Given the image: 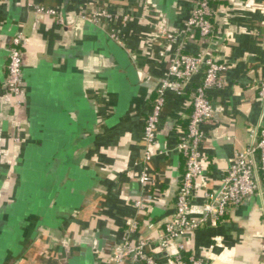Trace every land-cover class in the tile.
I'll return each instance as SVG.
<instances>
[{
    "label": "crops",
    "instance_id": "obj_1",
    "mask_svg": "<svg viewBox=\"0 0 264 264\" xmlns=\"http://www.w3.org/2000/svg\"><path fill=\"white\" fill-rule=\"evenodd\" d=\"M28 1L56 10L63 23L37 17ZM108 1L117 15L130 14L112 26L132 78L112 54L106 30L76 17L97 0H0V264H111L131 220L130 244L142 237L157 264H172L177 248L161 251L153 240L173 215L171 189L185 168L175 145L192 111L190 90L166 94L157 142L149 148L150 202L138 178L144 121L175 48L212 54L225 65L223 87L207 92L213 113L201 125L192 217L200 215L204 193L218 188L234 152L248 145V129L264 125L258 98L264 0H213L209 44L197 33L177 34L196 0ZM158 26L176 31V42L166 45ZM19 31L24 104L16 110L4 80L7 50ZM137 199L145 201L141 211ZM180 241L183 256L204 264H264V196L245 197L220 221Z\"/></svg>",
    "mask_w": 264,
    "mask_h": 264
},
{
    "label": "built area",
    "instance_id": "obj_2",
    "mask_svg": "<svg viewBox=\"0 0 264 264\" xmlns=\"http://www.w3.org/2000/svg\"><path fill=\"white\" fill-rule=\"evenodd\" d=\"M87 12L79 13L77 18L106 30L112 41H117V30L112 26L115 19L123 24L129 21L130 14L123 11L116 14L108 0H97ZM213 0H196L191 13L178 35L197 33L204 43L211 41ZM28 9L37 17H53L63 23L60 14L49 7L28 1ZM159 33L164 37L166 45L176 42V31L168 32L164 27L158 26ZM24 35L17 32L11 39L7 50V69L4 86L7 94L12 98V106L16 110L23 108L22 89V46ZM164 52V51H163ZM163 52L160 55H163ZM225 65L218 61L216 56L208 53L185 54L182 47L170 54L169 65L162 77L157 81L155 96L151 103L150 113L143 126L144 148L141 151V171L138 182L145 186V201L150 202L152 195L150 187L154 180L149 175V162L153 154L149 148L157 142V130L161 110L165 104L168 92L177 96L191 91L190 100L192 111L184 133L180 134L175 150L184 159V171L177 179V188L174 198V212L169 221L163 223L153 242L161 251H167L174 246L178 252L172 257V264H204L201 259L192 255L183 256L181 238L189 231L204 227L209 222L220 221L226 213L239 205L247 196L261 198L264 196V125L248 129V145L234 152V158L226 173L221 178L218 188L212 192H205L201 213L198 217L191 216V200L196 179L202 174L200 146L204 138L201 125L212 117L213 109L207 92L211 89L223 87V71ZM195 77H199L195 81ZM258 98L264 103V80L258 84ZM145 201L137 199L134 208L138 211L144 209ZM136 230L135 221H129L126 233L130 236ZM126 236L113 247L109 255L111 264H122L125 260L132 263L157 264L156 261L144 252L148 243L142 237H137L135 244H130Z\"/></svg>",
    "mask_w": 264,
    "mask_h": 264
},
{
    "label": "water",
    "instance_id": "obj_3",
    "mask_svg": "<svg viewBox=\"0 0 264 264\" xmlns=\"http://www.w3.org/2000/svg\"><path fill=\"white\" fill-rule=\"evenodd\" d=\"M109 46L111 47L112 49V54L114 55L117 63L122 67L123 70L126 71V73H128L129 77L132 78V75H133V70L132 68L130 67V65H128V62L126 60V56L125 54L123 53V51H121L115 44L113 41H111L109 43ZM177 182L178 180L176 179L172 189H171V192L173 193V195L175 194L176 192V188H177Z\"/></svg>",
    "mask_w": 264,
    "mask_h": 264
},
{
    "label": "trees",
    "instance_id": "obj_4",
    "mask_svg": "<svg viewBox=\"0 0 264 264\" xmlns=\"http://www.w3.org/2000/svg\"><path fill=\"white\" fill-rule=\"evenodd\" d=\"M185 257H187V256H185Z\"/></svg>",
    "mask_w": 264,
    "mask_h": 264
}]
</instances>
